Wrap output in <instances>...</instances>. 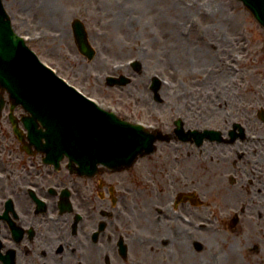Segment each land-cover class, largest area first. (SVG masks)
Here are the masks:
<instances>
[{
	"label": "flooded vegetation",
	"instance_id": "flooded-vegetation-1",
	"mask_svg": "<svg viewBox=\"0 0 264 264\" xmlns=\"http://www.w3.org/2000/svg\"><path fill=\"white\" fill-rule=\"evenodd\" d=\"M156 103L164 100L152 92L144 102L148 116L156 113L150 106ZM133 104L123 107L136 113ZM31 117L36 129H44L0 83V264H264L262 197L256 235H243L230 244L231 252L204 255V242H210L206 234L196 235L237 231L240 214L228 218L227 211L248 195L264 196V149L243 150L250 144L246 135L217 141L228 145L215 148L209 141L215 154L187 140L208 161L201 165L199 156L195 170L196 152L184 155L175 143L185 140L173 127L130 167L88 171L67 155L57 159L28 126ZM165 119L149 121L163 131ZM212 217L221 222L217 228Z\"/></svg>",
	"mask_w": 264,
	"mask_h": 264
},
{
	"label": "rangeland",
	"instance_id": "rangeland-1",
	"mask_svg": "<svg viewBox=\"0 0 264 264\" xmlns=\"http://www.w3.org/2000/svg\"><path fill=\"white\" fill-rule=\"evenodd\" d=\"M3 1L15 29L27 37L40 58L103 106H118L122 113L123 106L137 102L133 104L136 113L127 108L123 114L137 116L142 122L166 118L168 129L164 132L175 127L173 118L179 116L187 130L213 128L225 134L233 123L240 122L250 141L241 148L264 149V120L258 116L264 107V27L241 0ZM76 17L87 25L97 50L93 59L83 55L75 41L72 20ZM132 59L141 62L138 70L130 65ZM119 73L130 76L131 81L124 85L106 83L107 75ZM154 75L164 79L159 90L164 103L150 105L156 111L152 117L144 102L152 97ZM234 129L239 132V128ZM208 142L200 148L211 149L212 142ZM175 144L183 148L184 155L196 152L195 170L199 156L201 165L208 163L202 156L205 154L190 142ZM175 144H168L169 148ZM251 196L227 211L228 218L236 211L240 214L237 231H196V235L206 234L210 242H204L201 253L231 252L230 244L237 245L243 235H256V204L264 196ZM242 205L246 206L244 212ZM215 213L223 218L221 211ZM213 219L211 226L217 228L221 222ZM243 227L246 232H242Z\"/></svg>",
	"mask_w": 264,
	"mask_h": 264
},
{
	"label": "water",
	"instance_id": "water-1",
	"mask_svg": "<svg viewBox=\"0 0 264 264\" xmlns=\"http://www.w3.org/2000/svg\"><path fill=\"white\" fill-rule=\"evenodd\" d=\"M264 26V0H243ZM74 34L80 51L92 59L95 48L89 41L83 21L73 20ZM138 70L141 63H134ZM0 79L21 102L39 118L46 127L39 131L40 139L46 137L48 146L59 156L67 153L81 164L95 167L98 163L121 168L131 165L140 154L154 149L158 138L141 124L118 118L113 112L100 107L95 101L66 82L52 68L45 65L38 55L17 34L0 0ZM125 75L108 76V83L127 84ZM161 79L154 76L152 89L158 91ZM264 119V108L259 111ZM177 130L184 132L183 121ZM199 143L205 137L220 138L221 132L207 129L194 130Z\"/></svg>",
	"mask_w": 264,
	"mask_h": 264
}]
</instances>
